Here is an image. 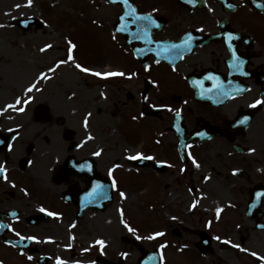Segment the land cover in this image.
I'll return each mask as SVG.
<instances>
[{
    "label": "flooded vegetation",
    "instance_id": "flooded-vegetation-1",
    "mask_svg": "<svg viewBox=\"0 0 264 264\" xmlns=\"http://www.w3.org/2000/svg\"><path fill=\"white\" fill-rule=\"evenodd\" d=\"M18 4L0 6L13 16L0 21V163L8 170V181L0 179V262L56 264L60 257L68 264H160L162 251L165 264H264L251 255L264 256V105L249 107L264 98V0H129L138 14L155 20L150 45L135 38V24L118 30L128 10L120 0H88L83 16L65 18L69 27L59 34L43 33L47 18ZM227 33L234 34L231 49ZM186 34L189 48L173 59L155 55L157 41L180 43ZM68 40L77 45L76 62L136 75L96 77L71 61L48 73L66 59ZM45 43L52 48L40 52ZM233 51L244 61L239 69L231 67ZM40 72L50 79L37 80ZM209 74L219 77V89ZM32 83L40 91L27 93ZM29 95V104L16 106L23 112L6 108ZM89 134L94 138L85 141ZM98 149L101 155L93 156ZM136 151L155 159H126ZM85 162L91 170L79 167ZM113 164L120 167L110 177ZM96 183L102 194L88 197ZM194 199L199 203L190 208ZM118 209L142 239L120 223ZM8 225L39 242L19 241ZM112 227L121 233L118 245L106 241L101 254L89 234ZM155 231L165 235L146 239ZM161 244L167 246L161 250Z\"/></svg>",
    "mask_w": 264,
    "mask_h": 264
},
{
    "label": "snow or ice",
    "instance_id": "snow-or-ice-1",
    "mask_svg": "<svg viewBox=\"0 0 264 264\" xmlns=\"http://www.w3.org/2000/svg\"><path fill=\"white\" fill-rule=\"evenodd\" d=\"M120 2L126 6V8L128 10L124 11V14L122 16H120V21H121V26L119 27V31L120 32H128L129 31V25L130 24H135L138 26L137 28V31L134 33V36L136 39H139V40H142L146 45H150L153 43V40L150 36V33H149V28L152 26V25H155V20L153 19L152 17V14L151 13H144V14H138L137 13V10L135 8L132 7L131 4H129V0H120ZM189 3H195V0H188ZM33 4V0H26V4L23 5V6H27V7H30L31 5ZM16 8H20L22 7L21 4H16L15 5ZM156 9H153V12H155ZM130 18V19H128ZM95 23V21H93ZM157 27H159V25H156ZM0 27H5V25H0ZM202 31V29H201ZM234 39V34L233 33H227L225 35V40L226 42L228 43V47L231 49L232 48V44H231V41ZM192 40V36L191 34H186V36L180 41V43H173V42H170V41H157L156 44H157V47L155 48V55L157 57H163L164 59H173L174 56H173V53H177L178 54V50H183V49H186V48H189V42ZM67 51H66V59H61V60H57L55 62V65L53 67H49L47 69V72L48 73H52V72H55L56 70V67H58L59 65L61 64H66L68 63L69 61H71L75 68L78 69L80 72H83V73H86V74H90V75H93V76H96V77H101V78H108V77H113V76H120V77H124V76H127L129 79L132 77V76H135L136 73L132 72V73H125L123 71H106V72H101V71H96L92 68H89V67H86L84 65H82L81 63H78L76 62V58H75V55H74V51L76 50L77 48V45L75 43H73L71 40H68L67 41ZM52 48V45L51 44H48V43H45L43 47H41L39 49L40 52H45L46 50ZM149 52L153 51L152 48H148L147 49ZM143 50L142 49H138L137 50V53H140L142 52ZM232 65L231 67H234V68H237L239 69L243 64H244V61L236 54L235 51L232 52ZM155 63L159 64L160 63V60L157 59L155 61ZM145 70L147 71L148 70V66H145ZM173 71H175V68H173ZM50 79V77L45 73V72H40L38 77H37V80H48ZM208 79H212V80H216L218 81V83L214 86L216 87L217 89H219L221 87V83H219V77H215L213 76L212 74H209L208 76ZM153 83L155 84V81H153ZM194 85H201L203 84L202 81H193L192 82ZM33 90L35 91H40V89L37 87V85L35 83H32V84H29L28 87L25 89V91L27 93H31ZM236 92H241V91H247V89H241L240 87H237L235 89ZM201 95H204L203 92L200 93ZM73 95H75V93H73ZM101 96H104V93L102 92L101 93ZM33 99L32 96H27V98L25 99H21L20 97H17L16 100H15V103L14 104H8L6 106L7 109H14L15 111L17 112H23L25 110V108L23 106L21 107H16L17 105H27L29 104V102ZM144 99H147V97H145ZM258 105H264V98H257L255 99L250 105L249 107H252V108H255L257 107ZM159 107H166L165 105H159ZM5 109H0V112H3ZM170 111L172 109H169ZM92 113L91 112H88L84 118H83V125L84 127L87 129L88 128V125H89V117H91ZM175 115L177 118L180 117L181 115V112L180 110H175ZM133 119H136V117H133ZM247 117L244 118V120L242 121H239L240 123H245L247 121ZM176 130L179 132L181 131L179 125L176 126ZM9 131H12L11 129H9ZM196 135L198 136H206L207 134L206 133H197ZM94 137L91 136V134L87 135L85 137V141L86 140H91L93 139ZM83 144V142H82ZM181 144L184 148H189L191 147V145H186L183 143V141H181ZM79 146H82V145H78ZM9 147H11V145H9ZM249 152H254L255 149L253 148H250L248 149ZM102 153V149H98L96 151H94L92 153L93 156H100ZM188 157L189 159H191V162H192V165L195 167V168H200L201 165L198 163V161L195 159V157L192 156V154L189 152L188 153ZM126 159L128 160H154L155 158L153 156H148V155H144L142 152H139V151H136L134 154H129L126 156ZM31 163V162H29ZM159 163H165L164 161H159ZM171 166V165H169ZM80 168H85L87 167L89 170H91V167L92 165L85 162L84 164H81L79 165ZM120 167L119 164H113L112 168H110L108 170V174L109 176L111 177L112 176V173H113V170ZM7 168L5 167V165L3 163H0V179H3L5 181H8V176H7ZM181 172L185 171V169L182 167L180 169ZM236 171L237 170H233V174L235 175L236 174ZM204 180H208L210 179L208 176H205L203 177ZM15 186V185H13ZM112 187L113 188H116L117 187V181L115 179L112 180ZM102 189H103V186L100 185L99 183H96L94 186H93V189H92V192L88 193V197H92V196H96L97 198H99L100 194H102ZM191 191V189H190ZM27 194V193H25ZM120 197L121 198H125V193L123 191H121L119 193ZM262 194L260 192H257L256 193V196L257 197H260ZM199 203V200H196L194 199L190 205V208H195L197 206V204ZM41 212H46L47 215L49 216H59V213H56V212H52V211H48L47 209H45L44 207H41L39 209ZM222 208L220 207H217L215 209V213H216V218L219 219L220 217V214L222 212ZM118 211L120 212V223L130 232V233H133V235H135V238L137 240H140L142 239V237H140L139 235H136V232H137V229L132 227L127 220L124 219V211L123 209H118ZM13 215H15V213H13ZM173 219H175V217H173ZM75 225H70V227H74ZM5 227L4 224H0V229H3ZM9 228V230L13 231L15 236L18 237L19 241H37L39 242L38 240V237L34 236V235H29V236H24V235H21L20 232L18 231H15V229H12L11 228V225H8L7 226ZM264 227V226H262ZM165 235L164 232L162 231H155L153 232L152 234H150L149 236L146 237V239L148 240H154L156 239L157 237H163ZM71 239H74V237H70ZM50 242L51 238H47ZM215 239L219 240L220 237H215ZM224 243H231V241L229 240H224L223 241ZM5 244H8V245H11L12 247H17L16 244H13L11 240H5L4 241ZM106 241L104 239H96L92 242V246H98L99 247V250L101 251V254H103V249L106 247ZM167 245L166 244H161L159 246V248L161 250H163ZM233 247L235 248H238L240 249L241 246L239 244H234L232 245ZM67 247H71V245H67ZM89 249H83L82 251H88ZM242 251H249L248 249H241ZM23 251H21V255H23ZM122 256H126L127 253H121ZM251 255L252 256H256L258 257L259 260L261 261H264V256H258V254L256 252H251ZM28 260H32V256H28L27 257ZM149 260H152L153 257H148ZM0 264H2V262H0ZM56 264H68L67 261H64L62 260L60 257H56ZM72 264H83L82 261H73ZM88 264H95V261H89ZM160 264H165V257L163 255V252L161 251L160 252Z\"/></svg>",
    "mask_w": 264,
    "mask_h": 264
},
{
    "label": "rangeland",
    "instance_id": "rangeland-1",
    "mask_svg": "<svg viewBox=\"0 0 264 264\" xmlns=\"http://www.w3.org/2000/svg\"><path fill=\"white\" fill-rule=\"evenodd\" d=\"M21 2L26 4V0H0V6L13 7V4ZM87 3L88 0H33L31 7L33 11L41 12L42 16L47 18L48 23L42 30L43 33L59 34L66 23H68L67 27H69V22H66L65 18H73V16L81 18L83 16L82 9ZM11 17L13 16L5 15L4 10L0 11V21ZM61 20L65 21L61 22ZM64 30L66 29L64 28ZM131 201H134V197L127 199V202ZM120 235L121 233L112 227L109 232L100 229L94 230L90 232L88 239L92 242L96 239H104L107 242H111L112 245H118L117 241Z\"/></svg>",
    "mask_w": 264,
    "mask_h": 264
}]
</instances>
